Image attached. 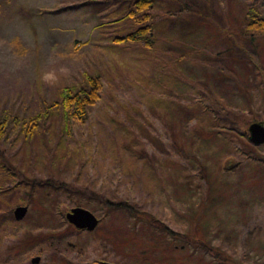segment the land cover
<instances>
[{
    "label": "rangeland",
    "instance_id": "1",
    "mask_svg": "<svg viewBox=\"0 0 264 264\" xmlns=\"http://www.w3.org/2000/svg\"><path fill=\"white\" fill-rule=\"evenodd\" d=\"M163 1L171 4L167 8L176 6L174 0ZM253 1L240 0L232 8L228 6L231 13L226 11V5L223 11L211 3L217 18L228 20V15L235 14L232 28L229 22L222 25L227 31L218 23L212 26L211 16L208 21L214 33L204 19L193 28L188 27V14L181 22L172 15L167 17L174 24L166 28L170 37L165 41L166 52L161 50L157 63H150L145 60L149 58L141 56L138 40L110 37L114 31L112 22L97 28L98 23L111 18L107 15L111 7L98 10L102 6L99 0H0V105L14 113L30 109L36 112L65 84L80 82L87 74L95 73L102 82L101 97L92 106L88 120L72 123V132L65 134L62 143H56L61 135L59 122L51 124L56 130L53 136L39 134L26 146L19 139H9L11 147L6 143L0 146V183L4 181V188L26 174L70 182L82 190L80 205L99 217L95 229L79 234L75 246L62 242L54 252L44 237L68 229L63 210L75 201L55 203L51 197L54 191L42 186L34 190L32 199H26L28 211L17 225L7 223L1 214L0 236L7 233L2 241L15 236L31 240L26 237L30 235L37 241L44 240L36 264H90L93 258H106L115 264H264V143L255 148L247 135L240 137L236 133L240 130L247 134L249 123L255 119L264 121V34L252 42L258 49L253 56L256 66L246 57L250 47L244 53L239 47L241 42L238 44L243 30L240 16ZM255 1L256 5L260 2ZM195 4L202 6L201 0ZM156 13L155 20L164 19ZM223 34L236 35L229 39L239 41L233 45ZM206 35L212 37L202 42ZM201 43L207 44L209 55L217 59L207 67L201 66L206 61L202 59L203 48H198ZM229 44L239 58L235 60L232 54L214 56ZM185 49L191 57L180 60L182 70L203 73V81L195 79L193 87L176 67L174 55L179 56L177 52L182 50L185 53ZM241 55L245 60L240 59ZM49 57L55 62L50 63ZM244 63L245 68L241 67ZM160 64L165 65L160 68ZM218 65L229 69V82L221 81V71L217 76ZM61 67L69 70L67 76L60 73ZM52 70L60 79L49 86L42 76ZM206 80L219 92L206 89ZM184 81L187 87L181 83ZM177 87L183 91L181 95H177ZM192 89L202 93L193 96L191 93L196 92ZM165 98L167 105L161 112L163 102L159 100ZM191 98L200 103L217 99L220 103H213L215 112L204 113L199 103L191 106ZM225 102L229 108L223 106ZM221 106L232 115L228 124L222 125ZM102 126L105 129L98 132ZM112 136L122 138L123 145L115 148ZM127 145L132 151L143 149L148 153L140 150L133 159L125 149ZM22 146L21 151H15ZM125 153L128 154L124 156ZM144 155L151 158L150 164H142ZM228 157L237 160L238 165L233 167ZM175 165L190 170L178 173ZM6 166L18 174L7 178L4 173L8 170L3 169ZM199 171L205 178L200 179ZM178 176L185 190L173 187ZM26 191L15 188L4 193V198L14 207L20 203L18 192ZM120 200L137 206L150 215L149 219L137 221L132 229L123 205L112 204ZM0 205L7 206L3 201ZM201 241L221 251L225 260L221 262L207 253ZM4 242L1 248L7 259ZM18 244L20 250L12 246L10 252L15 257L6 264H29V257L39 253L24 242ZM52 260L55 262H49Z\"/></svg>",
    "mask_w": 264,
    "mask_h": 264
},
{
    "label": "trees",
    "instance_id": "2",
    "mask_svg": "<svg viewBox=\"0 0 264 264\" xmlns=\"http://www.w3.org/2000/svg\"><path fill=\"white\" fill-rule=\"evenodd\" d=\"M99 1L102 3V6L98 10L102 8L111 7L107 13V15L111 16V18L108 21H103V22L98 23L97 28H102L103 24L106 22H112L114 31L113 33H110L111 35L110 37L115 38V40H123V39L131 40V41L138 40V43L136 42V44H139L140 46H137V47L142 48V51H143V53H141V56L143 55L144 57L149 58L145 60L146 61L150 60V63H153V61L157 63L159 53L161 52V50H164L165 48V41H167V39L170 40V37L168 36L169 31H166V28L169 26L173 27L174 23L166 20L167 17L170 18V16L172 15L174 16L176 21L181 22L188 14L190 16V23L188 24V27H193V28H197V25H199L202 19H204L205 24L209 25L211 27L212 33H214V29L212 28V26L216 27L215 23H218L222 30L223 29L226 30V28L222 25H224V23L227 24L229 22L228 26L232 28V24L233 23L235 24L236 20L233 17L235 14L231 16L228 15V20L215 17L211 10L213 6V5L211 6V3H213L216 7H218L220 10H223V11L225 8L224 5H226L227 10L226 9L225 10L231 13L228 10V6H231L232 8L233 4H239L240 2V0H214L209 3L207 2V0H201V4L203 7L202 6L197 7L195 3L198 4L200 0H194V1L193 0H190V1L189 0H174V3H176V6L173 8H167V7H171V4L168 1H163V0H126L128 1V4H125L124 0H99ZM254 2L256 1L254 0L251 4H247L245 12L241 14L240 16L243 19V24H242L243 30L240 34V37L242 38V40L240 41L238 39L236 40V41H239L238 44H240L241 42L242 45L239 47L242 48L244 53L247 52L245 51L246 48L250 47L248 48V50L250 51L251 54L247 52V56L245 55L246 57H249V62L254 61L253 56L254 54L257 55L258 53L257 45L255 46V44L252 42L256 41L259 35L264 34V0H260V2L258 3L259 6L256 5ZM162 3H165L166 5H163V6L160 5ZM261 4L263 5V8ZM213 8L215 7L213 6ZM156 11H158V16L159 17L163 16L164 19L161 17V20L159 21L157 19L155 20L154 16H157ZM209 16H211L214 21L212 26L209 24V21H208ZM175 24L176 26L180 25L178 23H175ZM223 35H224L223 37H228L225 39L229 42L231 41L229 38L237 37L236 35H233V34H230V36L226 34H223ZM250 35L252 36L251 38L249 37ZM208 37H212V36L206 35V37L202 40V42H207V40L205 39ZM236 41H231V44L235 45ZM228 46L225 49L218 50L214 56H217L216 58H221L225 54H232L235 60L239 58L234 55L232 50H230L231 49L230 44ZM201 47L203 48L205 52V54L202 55V59L206 60L205 62L203 61L201 63V66L207 67L208 63H212L213 60H217V59H214L215 57H211L209 55L210 52H209L207 44L201 43V45H199L198 48H201ZM177 54H179V56H176V54L174 56L177 57L178 63L176 67L178 69V73L184 74L185 77L188 79V82L191 84V86L192 84H195V79L200 78L202 80L203 73L197 74L198 72H196L194 69L183 68L182 70L183 66L179 64L180 60H185V61H187V59L190 60V57H191L190 51L188 49H185V53L182 50V51L177 52ZM240 57H241L240 58L241 60H245L244 55H241ZM192 60L193 59H191V62ZM162 65H165V64H160L159 67L162 68ZM256 65L257 64L255 63V61L252 62V66H256ZM241 67L245 68V63ZM220 71L223 73L221 81L227 82L228 80L226 78L229 77L230 75L229 69L227 67H222L218 65V69H217L218 75L217 76H219ZM231 71H233V69H231ZM209 76H211V79H213V76L215 75H213V73L211 72ZM241 76L246 77L248 76V74L241 75ZM236 79L237 78L232 79L235 84H236ZM218 80L220 79H217L216 81ZM204 82H205L206 89L208 90L211 89L215 91L216 93L219 92L216 88H211L207 80ZM181 83H183L184 86L187 87L185 81ZM212 83L215 84V81L212 80ZM101 88H102V82L99 79V74L97 73L87 74L84 77V79L81 80L80 82L68 83V84L63 85L62 88L59 89L56 95L51 97L48 101H43L41 105L42 108L40 107L41 109L39 111L32 112L30 109L29 111H25L23 114L14 113L11 108H8V107L5 108L4 105H0V109H1L0 110V146L6 143L8 144V146L11 147L9 139H11L12 142H15L16 139H19V143L26 146L27 144L32 142V139L38 138L39 134L41 135L47 134L48 136H53L54 134H56L55 133L56 130L54 127H52L51 124L59 123V122H61L60 127H59L61 131V135L58 136L59 139L57 140L56 143H60V142L62 143L64 141L63 137L65 136V134H69L72 132V123L75 122V123L80 124L88 120L92 106H95L96 102L99 101L101 97V92H102ZM254 90L259 92L258 87H254ZM176 91H177V95H181L183 93V91L179 89L178 87ZM193 92H196L195 94L191 93V95L193 96L200 95L202 93V91H197V90H193ZM190 100H191V106L197 105V103H199V110L204 113L208 111L210 113L215 112L213 111V108H214L213 103H216V104L220 103V101L217 99H213V103H206V102L200 103L199 101L193 98H191ZM159 101L163 102V104L161 105V112H162L164 107H166L167 105V101H166V98L162 100L160 99ZM126 103L127 101L124 102L125 107H126ZM223 106L229 108V105L226 102H225V105ZM223 106H221L223 113L219 115L220 119L222 120V125L228 124V122L231 121V119H233L232 115L228 112V110L223 109L224 108ZM191 111L192 110H190V112ZM187 112L189 113V111ZM219 117H215V118L218 120ZM253 118L255 117H252V119ZM238 121L239 120H237L235 124H238L237 123ZM239 124H242V123H239ZM49 125L50 127H52V129H48ZM104 129L105 127L102 126L97 131L100 132V131H103ZM236 133L240 137H244V135H247L245 131H240V130H236ZM112 138L115 139L114 140L115 148H117L119 144L123 145L122 143L124 142L122 138H118L115 136H112ZM224 140H225V144H227L228 139L225 138ZM247 141L250 143V145L254 146L255 148L259 147L258 144H254L250 142L249 139ZM128 145L125 149L126 151H128V153L132 154L131 157L133 159L135 158L134 155L136 153H139L140 150H143V149H140L138 152H135V151L128 149ZM24 146H22L21 148H17L15 151L16 152L21 151ZM193 146H194V143H193ZM115 151L117 153L116 149ZM0 152H2L1 147H0ZM128 153H125L124 156ZM143 153L146 154L148 152L145 151ZM185 156L186 155H184V157ZM42 158H46V156H43ZM150 159L151 158L149 156H145L143 158L142 164H150L149 163ZM228 160L231 161V165L233 164V167L236 164L238 165L237 160L233 161L232 157H228L227 161ZM192 161H194V159H192ZM83 162H82V165H83ZM138 165L140 166L141 164H138ZM9 168L11 167L6 166L5 168H3L5 170H8L4 173V175L7 178H10V177L14 178L15 174H18V171H14L12 169H11L12 171H10ZM188 169L189 168L187 166L185 168L178 169V166L175 165V170L178 173L179 172L182 173L184 171H187ZM225 169L229 171V167H226V165H225ZM199 172H200L199 173L200 179L205 178L204 173H202L201 171ZM139 178H140V173H139L138 179ZM143 182H144V177L142 179V183ZM42 186H49L54 191V194L51 197L55 199V203L56 202L64 203L66 200L70 199L71 201H75L73 205L81 204L79 200L83 196L81 193L82 190H80L76 186H73V184H71L70 182H66L64 180L55 181L54 179H51V178L49 179V177L48 179H38L36 177H28V175L26 174V176L22 177L19 181L17 180L15 181L14 184L8 185L5 188H4V181L0 183V202L3 201V202H6L7 204V206L0 205V226L3 225L2 220H1L2 219L1 214H2V217L6 218L7 220L13 221L15 219L11 211L13 209V205L10 204L11 201L9 199L4 198V193L9 192V190H12L15 188H20V189L24 188L27 191L24 194H22L21 192H18V198H19L20 203L28 204L26 199L27 200L32 199L34 190ZM173 187H181L182 190H185V185L184 183H182L181 176L177 177L176 184ZM61 195H64L65 197L64 200L58 199ZM112 204L114 206L123 205L121 208H124V210L130 216V225L132 229L134 228L133 226H135V223H137V221L143 220L145 218L149 219L148 216L150 215H146L145 213H142L140 208L138 210L137 206L131 203L128 204L127 202L120 200V201H113ZM49 207L51 206L49 205ZM24 217L21 220H18L15 223V225H17L18 222H21L24 219ZM5 234L7 233L4 232L0 236V242H1L2 237ZM203 245H204L203 248H205V251L209 254L212 253L213 255L212 254L211 255L214 258L221 259V262L225 260V258H223V253L221 251L213 249L212 246H209L206 243H203L201 241L200 246H203ZM4 258L5 257H3L2 250H0V262L3 261Z\"/></svg>",
    "mask_w": 264,
    "mask_h": 264
},
{
    "label": "flooded vegetation",
    "instance_id": "3",
    "mask_svg": "<svg viewBox=\"0 0 264 264\" xmlns=\"http://www.w3.org/2000/svg\"><path fill=\"white\" fill-rule=\"evenodd\" d=\"M19 204H23V203H19ZM17 204V205H19ZM15 205V206H17ZM24 205H27V210L25 212V214L27 213L28 211V204H24ZM77 205H80V204H77ZM15 206L13 207V209L11 210L12 211V215L13 217L15 218L14 216V208ZM74 205L68 207L66 210L64 209L63 210V216H64V220H65V224H66V228H68L67 230L66 229H63L61 230V232H59L58 234H55V235H48L45 238V240L48 241V243L51 245L53 251L55 252L57 250V246L64 242V245L67 244L68 246H75L76 245V241H75V238L83 233V234H89L91 231H93L96 227V225L98 224L99 222V217H97V222L95 224V226L93 228H88L86 226H83V227H80V226H77L74 222L70 221L67 217H66V212L68 210H70ZM82 206V205H80ZM25 214L21 217V218H15L13 221H10V220H7L8 222L7 223H11L15 225V223L18 221V220H21ZM59 225H61L60 223H58ZM23 234V233H22ZM28 238H30L31 240H28V239H22L15 236L13 238V240L9 239L8 241L4 242L2 241L1 239V242H0V250H2L1 248V244L4 242V246L3 249L6 250V253H7V259L4 258L3 261L0 262V264H6L9 262V259H11V257H15L13 254H11V249H12V246L14 248H18L20 247V245L18 243H21V242H24L25 245H28L29 249H35V251H38L39 253H36V254H33L29 257V261L31 262V264H36L40 261V258H41V254L40 252L43 251V248H44V243L45 241L44 240H38L37 241V238H32V236H26ZM66 246V245H65ZM20 250V248H18L16 251ZM3 254V257H5L4 255V252L2 253ZM64 255V254H63ZM35 256H38V260L34 261L33 260V257ZM53 256L55 257L56 256V253H53ZM66 256V255H65ZM68 261H70V259L67 258ZM29 262V264H30ZM49 262H55V260H52V261H49ZM90 264H104V262H111L113 263L112 261L106 259V258H93L91 261ZM19 264H22V263H19Z\"/></svg>",
    "mask_w": 264,
    "mask_h": 264
},
{
    "label": "water",
    "instance_id": "4",
    "mask_svg": "<svg viewBox=\"0 0 264 264\" xmlns=\"http://www.w3.org/2000/svg\"><path fill=\"white\" fill-rule=\"evenodd\" d=\"M248 139L254 143L259 144L264 142V122L252 121L248 125ZM27 210V205H17L14 208L15 218H21ZM66 217L74 222L77 226L93 228L97 222L96 215L89 209L83 206H73L66 212ZM33 260H38V256L33 257ZM104 264H115L111 262H104Z\"/></svg>",
    "mask_w": 264,
    "mask_h": 264
},
{
    "label": "clouds",
    "instance_id": "5",
    "mask_svg": "<svg viewBox=\"0 0 264 264\" xmlns=\"http://www.w3.org/2000/svg\"><path fill=\"white\" fill-rule=\"evenodd\" d=\"M49 62L54 63L55 61L52 57H49ZM59 71L65 76H67L69 73V70L65 67H61ZM59 79L60 77L57 74L56 70L46 71L42 76L43 82L48 84L49 86H54L56 83H58Z\"/></svg>",
    "mask_w": 264,
    "mask_h": 264
}]
</instances>
